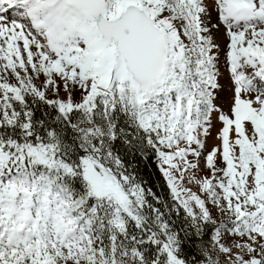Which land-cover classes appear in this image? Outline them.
<instances>
[{
	"label": "snow or ice",
	"instance_id": "snow-or-ice-1",
	"mask_svg": "<svg viewBox=\"0 0 264 264\" xmlns=\"http://www.w3.org/2000/svg\"><path fill=\"white\" fill-rule=\"evenodd\" d=\"M0 264H264V0H0Z\"/></svg>",
	"mask_w": 264,
	"mask_h": 264
}]
</instances>
